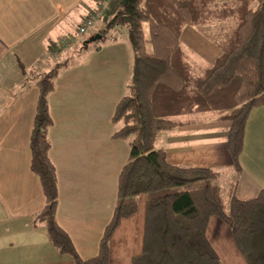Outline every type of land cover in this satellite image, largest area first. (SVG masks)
I'll list each match as a JSON object with an SVG mask.
<instances>
[{
	"label": "trees",
	"instance_id": "obj_1",
	"mask_svg": "<svg viewBox=\"0 0 264 264\" xmlns=\"http://www.w3.org/2000/svg\"><path fill=\"white\" fill-rule=\"evenodd\" d=\"M97 1H102L105 15H113L106 28L92 35L100 33L99 39L104 40L112 25L122 24L127 30L130 73L111 120L112 136L127 143L129 154L118 176L116 203L98 252L83 259L54 216L58 185L48 156L52 122L48 94L59 69L66 65L54 63L36 82L29 137L30 169L45 196L37 215L45 218L50 241L73 264H108L114 229L135 212V197L145 194L142 249L132 256L131 264H223L206 237L212 215L227 224L247 264H264V187L252 197H237L236 182L225 183L222 171L172 163L157 146L162 132L217 115L229 121L227 148L234 168L240 170L246 121L253 108L264 105V0ZM185 27H195L217 49L211 62L193 60L181 40ZM187 184L192 186L158 193Z\"/></svg>",
	"mask_w": 264,
	"mask_h": 264
},
{
	"label": "crops",
	"instance_id": "obj_2",
	"mask_svg": "<svg viewBox=\"0 0 264 264\" xmlns=\"http://www.w3.org/2000/svg\"><path fill=\"white\" fill-rule=\"evenodd\" d=\"M95 11L97 0H0V264H73L52 244L45 218L37 215L45 196L30 169L29 137L37 80L75 44L76 39L62 46L75 35L71 29L76 32ZM82 53L59 69L48 94V156L58 185L55 220L78 255L88 259L98 252L112 217L129 154L127 143L112 136L111 118L125 91L131 51L122 35ZM228 123L217 115L183 122L162 132L157 146L172 163L222 171L225 183L236 182L235 195L249 198L264 187V151L247 153L243 145L236 170L227 148ZM146 198L136 196L135 212L114 229L108 264H131L141 252ZM206 237L223 264H247L229 227L215 215Z\"/></svg>",
	"mask_w": 264,
	"mask_h": 264
},
{
	"label": "rangeland",
	"instance_id": "obj_3",
	"mask_svg": "<svg viewBox=\"0 0 264 264\" xmlns=\"http://www.w3.org/2000/svg\"><path fill=\"white\" fill-rule=\"evenodd\" d=\"M98 6H99V11H97L95 14H93L92 18L94 20V25L93 27H89L85 33L79 34L78 33V28L76 32H74V28L71 29L73 32L72 34L75 35L73 37H69L64 39V44L62 45L65 47L66 45L70 44L72 45V42L76 39L74 42L75 44L70 47L66 53H64V56L61 59H57L56 62H61L65 61V64L69 63L73 59L79 58L83 55L82 52L85 51L88 47H92L91 45L93 44H100L103 42L101 39H97L93 42L90 43H83V41L87 38H89L95 31H98L101 28H106V25L113 15V13H108L105 15L103 6H102V1H97ZM104 2V1H103ZM104 16V17H103ZM127 30L125 26L122 24L119 25H112L110 27H107L105 31V40H111L114 37L120 38L122 35H125ZM181 40L184 46L187 48L189 54L195 60L196 62H211L213 59L214 55L217 53V49L212 46V44L206 40L197 30L195 27H185L183 32L181 33ZM83 44H87L86 47L83 46ZM62 56V55H61ZM59 57V56H58ZM262 107V108H261ZM245 136H244V148L247 151H252L253 153H263L264 151V105L255 107L251 110L247 123L245 125ZM246 153V154H247ZM253 153H249L248 155L245 156V161L246 163L248 160H253V155L252 158L249 156ZM249 164V162H248ZM261 164V162L259 163ZM192 184H187L181 187H173V188H168L165 190H162L158 192L159 194L166 193V192H174L179 189L183 188H189L191 187ZM237 197L241 196V193H236Z\"/></svg>",
	"mask_w": 264,
	"mask_h": 264
},
{
	"label": "built area",
	"instance_id": "obj_4",
	"mask_svg": "<svg viewBox=\"0 0 264 264\" xmlns=\"http://www.w3.org/2000/svg\"><path fill=\"white\" fill-rule=\"evenodd\" d=\"M108 1V0H107ZM94 25V22H93V18H90V19H87L83 25H81L79 28H78V33L79 34H82L84 33L89 27H93Z\"/></svg>",
	"mask_w": 264,
	"mask_h": 264
},
{
	"label": "water",
	"instance_id": "obj_5",
	"mask_svg": "<svg viewBox=\"0 0 264 264\" xmlns=\"http://www.w3.org/2000/svg\"><path fill=\"white\" fill-rule=\"evenodd\" d=\"M126 0H122V2H125ZM101 38V34L100 33H96L94 35H91L89 38L85 39L83 41V43H90V42H93L97 39Z\"/></svg>",
	"mask_w": 264,
	"mask_h": 264
}]
</instances>
